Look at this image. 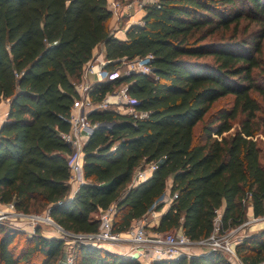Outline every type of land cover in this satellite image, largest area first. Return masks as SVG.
Here are the masks:
<instances>
[{
	"label": "trees",
	"instance_id": "trees-1",
	"mask_svg": "<svg viewBox=\"0 0 264 264\" xmlns=\"http://www.w3.org/2000/svg\"><path fill=\"white\" fill-rule=\"evenodd\" d=\"M129 1V0H125ZM107 0H0V101H8L0 126V202L23 213L50 216L74 233L95 232L99 214L114 205L112 227L125 232L160 211L169 183L176 197L153 231L181 230L206 239L221 210L223 228L264 217V165L257 132L264 125V0H156L143 7L141 25L125 39L113 36ZM241 20L257 27L239 34ZM104 45L106 70L151 56V73L131 72L93 83L101 100L127 85L133 118L113 108L91 111L97 124L84 144V182L70 197L69 129L72 101L83 66ZM231 98L227 106L212 105ZM209 112V114H208ZM208 114V115H207ZM207 117L205 118V116ZM107 123L106 126H98ZM200 124L196 131V126ZM156 167L142 181L145 164ZM64 241L0 223V264H59ZM72 264H141L102 247L72 245ZM242 264H264V226L235 246ZM152 264H232L214 250Z\"/></svg>",
	"mask_w": 264,
	"mask_h": 264
},
{
	"label": "built area",
	"instance_id": "built-area-1",
	"mask_svg": "<svg viewBox=\"0 0 264 264\" xmlns=\"http://www.w3.org/2000/svg\"><path fill=\"white\" fill-rule=\"evenodd\" d=\"M134 1L125 3L124 9H129L134 5ZM139 2V8L142 9L145 3ZM114 8H120L117 2L113 3ZM142 24L139 19L136 22ZM151 56L137 57L128 61H123L126 69L121 71L120 68L115 70L104 69V61L97 58H91L83 66L79 82L75 84L77 97L72 101L69 117V129L62 133V139L70 146L71 154L68 156L69 163V182L78 185L84 182L83 164H84V144L87 141L90 131L97 124L90 123L88 114L91 111L107 109L112 103V99L117 102H123V106L118 105L112 107L117 112H120V107H123L124 113L131 115L133 118H143L148 115V112L137 109L132 99L127 93V85L121 84L118 88L108 92L101 100L92 101L88 95L93 83L88 80L89 76H94L97 81L113 80L118 77L128 75L131 72L151 73L150 67ZM121 113V112H120ZM7 112L0 114V120L4 121ZM3 117V118H2ZM156 167V163L145 164L143 168L138 169L133 178V184L144 180ZM176 197L174 194L168 199H163L165 203H170ZM114 214V205L108 206L99 214V226L97 231L91 233H74L62 228L49 214V209L42 213H23L15 209L12 202H0V223L4 222L7 226L25 232L27 235H32L36 228L45 226L48 231L43 230L40 234L45 237H53L64 241V248L68 251L72 245L83 244L95 247H102L112 251L110 248H120L118 254L129 256L137 259L141 264H152L159 260H170L178 257L189 258L192 255H198L208 251L219 250L223 252L231 261L232 264H242L236 253L235 246L241 241L243 236L238 234L239 231L245 229L246 225L251 226L254 223L263 221L264 217H247L240 224L223 228L221 224V210L217 211L213 221V231L206 239L191 240L181 230H173L169 232L153 231L148 224L142 219L135 220L131 226L125 231L126 236H121V232L113 230L112 219ZM195 249H199L198 251ZM115 252V251H113ZM65 264H72V255L68 253Z\"/></svg>",
	"mask_w": 264,
	"mask_h": 264
},
{
	"label": "rangeland",
	"instance_id": "rangeland-1",
	"mask_svg": "<svg viewBox=\"0 0 264 264\" xmlns=\"http://www.w3.org/2000/svg\"><path fill=\"white\" fill-rule=\"evenodd\" d=\"M130 1H133V0H129V1H125V0H107V6H108L109 10L111 11V19L109 21V27H110V30H111V32L113 34H115V31H117L119 29H122L124 26L131 25V24H137L136 22L140 19V16H141V8H138V10L135 13V15H130L131 17L129 15H128V17L122 16V15H124L123 14L124 11L122 10L124 4L125 3H128ZM140 1L141 0H135L134 1L135 2V6H137ZM142 1H144L143 3H145V4L155 2V0H142ZM114 2H117L120 5V8H114L113 7V3ZM136 3H138V4L136 5ZM126 18H128V19L126 20ZM129 21H131V24H129ZM246 24H247V22L245 20H241L240 21L239 27H238V30H239L238 36H243V33H249L251 30H254L257 27L256 24H253L252 23V24H250L247 27V29L244 30V28L246 27ZM99 48H100V46H98V49ZM97 56H98L97 50H95L94 52H92V58H95ZM261 59H262V61L264 63V38L262 39ZM119 68L121 69V71H124L126 69V66H125V64H121V66ZM90 77L91 76H89V78ZM252 95L256 98V100L260 104V111L258 112V116L264 118V97H261L256 92L252 93ZM230 99L231 98H222V99L216 101L212 105V108L210 109L209 112H212L214 109H216L218 107L227 106L228 101ZM121 104L123 106V102L122 103L121 102L119 103V102H117L116 99H112V103L110 104L109 107L112 108L114 106H118V105H121ZM209 112H208V114H209ZM207 115L205 116V118L207 117ZM199 127H200V124H198L196 126V131L199 129ZM256 138H257V143H258L259 152H260L259 161H260V163L262 165H264V125L260 126V129L257 132ZM164 206H167V205L165 204ZM250 208H251L250 206H248V208H247V212H246L247 213L246 214L247 217H248V212H249V209ZM144 222L147 223L146 221H144ZM1 223L5 224L4 222H1ZM259 223H261V227L264 226V220L263 221H259ZM254 225H256V224H254ZM254 225H251V226L246 225L245 229L242 230V231H239L238 234H240V235H248V234H251V233L255 232V230L257 231L258 230V226H254ZM39 230H40V233H41V232H43V230H44V232L45 231H48L49 228H47L45 226H42V227H39ZM64 250L65 251H63V254H62L61 258L58 261L59 264H65L66 263V258H67L66 256L68 255V253H70L67 249L64 248ZM196 250L201 251L199 249H195V251ZM143 264H145V263H143Z\"/></svg>",
	"mask_w": 264,
	"mask_h": 264
},
{
	"label": "crops",
	"instance_id": "crops-1",
	"mask_svg": "<svg viewBox=\"0 0 264 264\" xmlns=\"http://www.w3.org/2000/svg\"><path fill=\"white\" fill-rule=\"evenodd\" d=\"M155 1H156V0H155ZM137 4H138V3H136V5H137ZM138 8H139V5L135 6V2H134V5H133L132 7H130L129 9H124V10H125L124 13H123L124 15H122V16H126V17H128V15H129V16H130V15H135V13L137 12ZM142 11H143V7H142V9H141V14H142ZM130 17H131V16H130ZM127 19H128V18H126V20H127ZM129 24H131V21H129ZM128 26H129V25L124 26L122 29H119V30L115 31V34L112 33L113 36L116 37V38H119V39H125V38H126L125 30H126V28H127ZM98 46H100L99 49H98ZM98 46H96V47L94 48V50H93V52H94L95 50H97V54H98V56L95 57V58H97V59L100 60V61H104V63L106 64L107 61L105 60V49H104V45H103V44H100V45H98ZM88 80H89L90 82H92V83H95V82H104V81H106V80L97 81V80L95 79L94 76H91L90 78L88 77ZM7 109H8V101H7V100H1V101H0V114H1V113H4V112H7ZM118 110H120L121 113H124V109H123V107H120V109H118ZM2 118H3V117H2ZM2 123H3V121L1 122V120H0V126H1ZM169 183H170V180H169V182H168L167 191H166L165 196H164V199H165V200L169 198V192H168V190H169ZM69 184H70V192H69V196L71 197V196L75 193V191H76V189H77V187H78L79 185L76 184V183H72V182H69ZM165 200H164V201H165ZM165 204H166L167 206H163V208H162L160 211H152V212L148 213L147 216H145L144 218H142V220H144V221L147 222L149 228H152V227H154V226H156V225L158 224V221H159L160 215H161L163 212H165V210H166V209L168 208V206H169L168 203H165V202H164V205H165ZM251 215H252V211H251V208H250V209H249V212H248V216L251 217ZM254 224H256V225H254ZM254 224H252V225H254V226H258V229L261 228V223H254ZM255 231H256V230H255ZM121 236H124V237H125V236H126V232H121ZM110 249H112V251H115L116 253L120 252V248H110Z\"/></svg>",
	"mask_w": 264,
	"mask_h": 264
},
{
	"label": "water",
	"instance_id": "water-1",
	"mask_svg": "<svg viewBox=\"0 0 264 264\" xmlns=\"http://www.w3.org/2000/svg\"><path fill=\"white\" fill-rule=\"evenodd\" d=\"M107 125V123H100L98 126H106ZM94 129H89V131H90V134L92 133V131H93ZM156 262V261H155Z\"/></svg>",
	"mask_w": 264,
	"mask_h": 264
}]
</instances>
